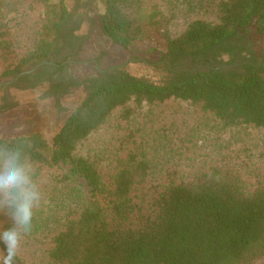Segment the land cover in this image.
<instances>
[{
    "label": "trees",
    "instance_id": "obj_1",
    "mask_svg": "<svg viewBox=\"0 0 264 264\" xmlns=\"http://www.w3.org/2000/svg\"><path fill=\"white\" fill-rule=\"evenodd\" d=\"M182 1L0 0V113L18 105L12 88L39 87L66 113L51 141L0 138V158L18 155L42 194L14 264H35L21 253L27 243L45 264H264V165L252 161L244 132L264 133V0H192L198 15L173 32L167 8ZM89 13L130 56L77 76ZM77 89L81 102L63 106ZM171 100L235 128L233 142L187 171L198 130L163 120L149 131L136 116ZM115 112L124 129L113 147L79 155ZM8 227L0 213V232Z\"/></svg>",
    "mask_w": 264,
    "mask_h": 264
},
{
    "label": "rangeland",
    "instance_id": "obj_2",
    "mask_svg": "<svg viewBox=\"0 0 264 264\" xmlns=\"http://www.w3.org/2000/svg\"><path fill=\"white\" fill-rule=\"evenodd\" d=\"M69 7H73L75 0H66ZM98 2V1H97ZM174 10L170 7L173 22L171 28L173 32L180 31L186 22L197 16L200 11L196 4L190 1H182L175 4ZM100 12L104 11L102 3L98 2ZM86 11V10H84ZM176 11V12H174ZM88 13V12H87ZM93 18V24L87 21L83 24L80 34L89 35L88 41L84 44L80 52V62L74 66V73L77 76L93 75L97 72L98 66L108 67L113 65H122L129 59V53L110 43L104 36L101 29V22L98 17L88 14ZM98 62V63H97ZM127 69L135 74L148 72L145 66L137 63H127ZM45 87H39L33 90L11 89V94L18 102L13 109L0 113V138L12 136L29 135L40 133L48 141H51L58 132L63 123L66 113L58 112L54 98L42 99L41 93ZM82 89H77L62 98L61 103L68 109L76 107L83 99ZM139 122L147 123L149 131H155V126L160 125L163 120L182 124L187 132L197 129V134H191L193 138L189 141L197 140L195 153L188 160L186 169L191 171L197 169L205 160L206 154L215 153L216 145L231 144L235 128L222 129L215 126L217 123L209 115L201 113L189 102L180 100H171L164 105L144 106L137 111ZM183 121V122H182ZM124 125L120 117V112H115L108 120L106 125L97 133L91 136L83 145L78 148L79 155L101 156L103 147H113L116 136L122 133ZM245 136L249 138L251 145L252 161L256 164L261 162L264 165V133L261 129L249 127L246 129ZM260 165V164H259ZM50 187L55 185L49 182ZM40 248L34 243L24 244L21 249L23 258L35 264H45V259L41 256ZM6 254L0 248V264H9L5 259ZM11 264H14L11 262Z\"/></svg>",
    "mask_w": 264,
    "mask_h": 264
},
{
    "label": "clouds",
    "instance_id": "obj_3",
    "mask_svg": "<svg viewBox=\"0 0 264 264\" xmlns=\"http://www.w3.org/2000/svg\"><path fill=\"white\" fill-rule=\"evenodd\" d=\"M41 199L38 185L18 155L0 158V213L11 221V227L0 232V242L5 245L9 264L17 255L22 237L32 230L34 209Z\"/></svg>",
    "mask_w": 264,
    "mask_h": 264
}]
</instances>
